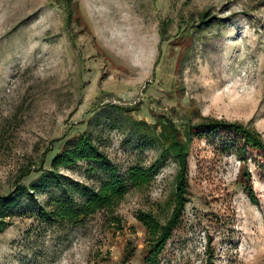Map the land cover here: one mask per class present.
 Returning <instances> with one entry per match:
<instances>
[{
  "label": "rangeland",
  "instance_id": "obj_1",
  "mask_svg": "<svg viewBox=\"0 0 264 264\" xmlns=\"http://www.w3.org/2000/svg\"><path fill=\"white\" fill-rule=\"evenodd\" d=\"M63 3L0 0V195L21 171L39 168L47 149L49 169L83 132L122 178L150 167L161 147L132 131V121L156 124V134L163 116L181 132L204 118L225 121L264 143V0H75L69 20ZM204 12L213 25L200 24ZM232 140L193 138L189 202L159 264H264V155L244 160ZM87 166L59 172L98 190L108 176ZM176 174L170 159L149 185L130 186L115 209L76 227L48 223L24 200L0 234V264H146L150 237L137 215L166 223ZM63 194L49 189L36 200L54 211Z\"/></svg>",
  "mask_w": 264,
  "mask_h": 264
},
{
  "label": "trees",
  "instance_id": "obj_2",
  "mask_svg": "<svg viewBox=\"0 0 264 264\" xmlns=\"http://www.w3.org/2000/svg\"><path fill=\"white\" fill-rule=\"evenodd\" d=\"M63 2L69 20L73 10L72 4L75 0H63ZM208 15V12L201 14L199 21L201 25L214 24L213 21L216 18L208 17ZM163 32L160 35L161 39L164 40L165 33ZM110 107L116 111H122V108L118 106L110 105ZM161 119L158 134L153 130L156 124L149 126L141 121L131 122L132 131L142 135L144 139L151 138L154 143L160 145L161 151L150 167L146 169L138 166L132 167L129 169L126 178H122L117 173L115 165L108 159L106 154L99 150L90 132H83L76 138L66 140L62 150L52 158L49 169H44L42 167L43 158L51 151V149H47L41 159L39 168L33 167L21 171L14 180L13 190L6 195H0V234L11 226L10 220L16 209L23 208L22 203L24 200L29 203L26 211L45 219L48 223H53L54 218H56L66 221L74 227L83 224L87 218L101 210L115 209L127 194L130 186L142 187L149 185L166 165V162L171 159L177 165V174L175 177L173 208L168 220L165 224H161L151 214L139 212L137 215V220L145 227L150 237V244L144 262L146 264H159L158 256L171 239L173 230L180 223L184 207L189 202L187 197L188 158L193 138H213L219 134H225L228 137L234 136L235 140H232L230 144L237 146L244 160L247 152H258L264 155V143L259 134L241 124L204 118L198 124H187L181 132L169 118L163 116ZM60 139L62 140L63 136ZM77 162L87 163V172L88 170L90 172L99 170L106 174L109 180L103 182L100 188L95 190L93 187L76 182L59 172L60 167H71ZM33 173H37L38 176L28 184H24L22 180ZM49 189L64 192L62 196L52 200L51 204L56 206L54 211H47L48 209L38 204L36 200L38 194ZM246 190L250 200L255 204L256 200L249 186H246ZM70 192L78 193L84 199L83 204H74L69 195ZM131 255L126 252L125 261H128Z\"/></svg>",
  "mask_w": 264,
  "mask_h": 264
}]
</instances>
